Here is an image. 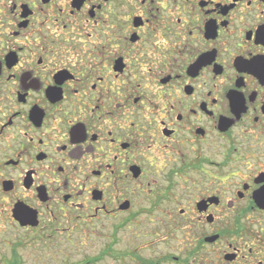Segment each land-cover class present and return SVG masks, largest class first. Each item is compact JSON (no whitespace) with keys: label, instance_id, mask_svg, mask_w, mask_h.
<instances>
[{"label":"flooded vegetation","instance_id":"af4514ba","mask_svg":"<svg viewBox=\"0 0 264 264\" xmlns=\"http://www.w3.org/2000/svg\"><path fill=\"white\" fill-rule=\"evenodd\" d=\"M0 215L64 264H264V0H0Z\"/></svg>","mask_w":264,"mask_h":264},{"label":"rangeland","instance_id":"374dc122","mask_svg":"<svg viewBox=\"0 0 264 264\" xmlns=\"http://www.w3.org/2000/svg\"><path fill=\"white\" fill-rule=\"evenodd\" d=\"M0 218L3 217L0 215ZM5 224L4 220L1 221L0 219V264H13L16 261L21 262V264H64L66 261L63 254H50L51 250L49 245H46L47 242L38 238L36 240L35 235L37 233L25 235L23 231L19 232L24 238L21 240V244L16 246L10 238L18 235V229L12 230L11 225L6 226ZM7 231H11V234ZM65 254L68 253L65 252ZM69 254H71V251ZM76 256L75 258L71 256L70 261H77Z\"/></svg>","mask_w":264,"mask_h":264}]
</instances>
